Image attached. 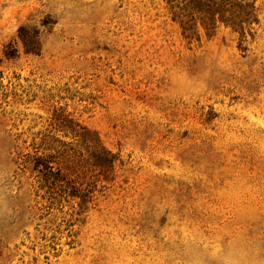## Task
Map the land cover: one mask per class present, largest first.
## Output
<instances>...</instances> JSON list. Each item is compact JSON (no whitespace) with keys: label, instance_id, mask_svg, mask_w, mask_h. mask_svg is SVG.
<instances>
[{"label":"rangeland","instance_id":"obj_1","mask_svg":"<svg viewBox=\"0 0 264 264\" xmlns=\"http://www.w3.org/2000/svg\"><path fill=\"white\" fill-rule=\"evenodd\" d=\"M255 5L0 0V264H264Z\"/></svg>","mask_w":264,"mask_h":264},{"label":"trees","instance_id":"obj_2","mask_svg":"<svg viewBox=\"0 0 264 264\" xmlns=\"http://www.w3.org/2000/svg\"><path fill=\"white\" fill-rule=\"evenodd\" d=\"M257 0H168L171 8L177 7L179 15L186 17L181 19L183 33L186 38L195 35L199 37L196 28V15L208 35L213 32L216 19L243 33L246 26L258 22L256 16ZM194 20V21H193Z\"/></svg>","mask_w":264,"mask_h":264}]
</instances>
